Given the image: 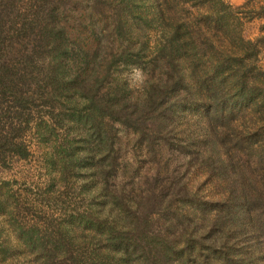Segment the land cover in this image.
<instances>
[{
  "label": "rangeland",
  "instance_id": "obj_1",
  "mask_svg": "<svg viewBox=\"0 0 264 264\" xmlns=\"http://www.w3.org/2000/svg\"><path fill=\"white\" fill-rule=\"evenodd\" d=\"M226 1L240 7L242 36L264 34V0ZM179 7L171 8L172 28L187 14ZM125 8L121 0H0V264H178L183 247L191 250L184 264H264L263 155L247 136L261 115L246 106L213 122L228 152L249 167L239 171L249 195L261 198L260 205L249 199L255 227L223 230L228 218L216 210L231 205L225 175L216 163H188L204 122L187 108L166 136L152 126L148 144L147 132L129 121L145 117L136 115L142 106L124 120L133 102L159 96L171 78L154 49L157 23L148 27ZM127 39L147 42L140 67L112 57ZM61 57L64 66L56 64ZM121 100L127 105L111 120L107 108ZM30 234L41 249L29 247ZM209 244L220 250L211 253Z\"/></svg>",
  "mask_w": 264,
  "mask_h": 264
},
{
  "label": "trees",
  "instance_id": "obj_2",
  "mask_svg": "<svg viewBox=\"0 0 264 264\" xmlns=\"http://www.w3.org/2000/svg\"><path fill=\"white\" fill-rule=\"evenodd\" d=\"M121 2L126 7L125 12L133 9L134 15L148 27L151 21L152 24L157 23L156 29L161 36L155 43L154 49L161 56L163 68H166V72L169 71L171 77L170 79L165 78L163 84L159 86V96L146 93L141 103L139 100L133 102L131 114L124 120L127 117L133 119L137 106H142L136 115L145 117L138 122L129 121L135 127H139L141 134H143V129L147 132L146 140L150 144L152 126L151 132H156L157 137L166 136L171 133L176 123H180V111L189 108L190 117L204 122L206 134L197 142H189L193 148L189 149L188 163L193 159L202 164L206 163L208 166L216 163L214 168L217 169L218 175L220 177L225 175L224 181L228 186L227 199L230 198L231 205L223 207L224 209L220 207L219 209L222 210L218 208L216 210L224 213L222 214L224 218H228L222 219L223 224L220 222L222 229L229 227L231 231L234 229L239 234H243V226L248 225L251 230L252 226L255 227L251 214V208L254 206L253 200L260 205L259 199L261 198L257 197L258 193L249 195L251 184L243 174L246 167L248 169L249 167L245 163V166L243 165L240 157L228 152L229 142L226 141L222 132L213 129V122H217L219 118L222 122L227 121L231 113L246 106L254 114L261 115L262 124H259L247 136L249 143L255 144L249 148L260 152L263 158L258 162L263 161L264 163V132L261 131L264 129V118L262 119L264 115V66L259 64V55L264 49V34L256 39H247L242 36L237 28L239 18L236 17L240 7L232 6L226 0H121ZM173 3L180 6V10L187 14L182 15L181 23L172 28L170 22ZM189 8L193 11L188 12ZM261 11L260 16H263L264 6L261 7ZM263 29L264 25L261 30ZM141 41L138 46H135L134 41L127 39L126 49L121 55H112L114 61L124 65H141L148 52L147 42ZM58 52L62 55L66 49H59ZM58 56L60 57V55L55 57ZM56 59L57 65L63 63L62 57ZM126 105L127 102H122V100L117 104L110 103L107 109L111 120ZM86 108L91 110V105ZM237 143L238 140L234 142L233 147L237 148ZM240 170L244 172H239ZM263 194L264 191L260 196ZM196 207L193 208L195 212L203 214L206 212L203 206ZM212 208L215 210L216 207ZM112 212L113 210L110 209L109 213ZM215 221L214 214L212 222L215 223ZM212 227H215V224H212ZM227 236L228 234L221 235L223 237L221 240L226 239ZM27 241L30 248L41 249L31 234ZM168 247L163 252L164 259L161 261L166 262V258L172 252V249ZM227 247L228 245H221V249H227ZM219 248L217 249L214 244H209L207 247L212 250L211 253H216V250H220ZM178 250L176 251L178 254L185 255V258H182L178 264H184L185 259L191 256V250L186 247ZM46 253L47 251H44V254ZM173 260L174 258H171V263ZM201 264H210V262L205 259Z\"/></svg>",
  "mask_w": 264,
  "mask_h": 264
},
{
  "label": "crops",
  "instance_id": "obj_3",
  "mask_svg": "<svg viewBox=\"0 0 264 264\" xmlns=\"http://www.w3.org/2000/svg\"><path fill=\"white\" fill-rule=\"evenodd\" d=\"M241 1V0H240ZM240 3V2H239Z\"/></svg>",
  "mask_w": 264,
  "mask_h": 264
}]
</instances>
